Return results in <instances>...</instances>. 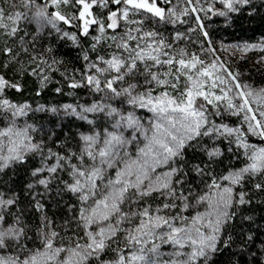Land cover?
Returning a JSON list of instances; mask_svg holds the SVG:
<instances>
[{
  "label": "trees",
  "instance_id": "16d2710c",
  "mask_svg": "<svg viewBox=\"0 0 264 264\" xmlns=\"http://www.w3.org/2000/svg\"><path fill=\"white\" fill-rule=\"evenodd\" d=\"M175 1L165 3L164 0H157L158 6L165 9V20L144 11H130L126 20L135 21L138 29L145 33H156L158 41L172 45L177 53L183 51L186 59L200 50L195 40L202 44L203 49L215 42L251 43L264 39V0H248L236 5L235 11L226 10L225 15L215 12L212 16L200 18V23L196 24L195 15L193 20L186 16L169 17L168 11ZM40 7L45 8L49 16L59 12L70 22L57 20L55 26L46 20L38 22L34 17ZM125 7L129 6L116 5L111 0L107 6L94 5L91 17L102 22L105 31L101 33L99 25L93 24L85 35L83 21L79 19L82 5L77 0L59 4H53L52 0H34L28 8L23 6L22 0H0V9L4 14L0 19V77L7 82L0 90V102L7 100L11 104L27 107L26 113L17 121L28 128L30 139L38 145V148L24 152L22 160H0V165L6 164L0 167V199L14 201L11 205L0 206V215L4 217L0 221L1 229L11 226L23 230L19 241L9 240L5 248H0L1 255L19 257L22 261L44 248V238L51 232L58 234L53 238L57 243L82 245L87 242L82 210L86 215L88 204L81 199L80 192H72L68 185L75 183L73 166L83 168L89 162L86 155L81 160L84 154L83 135L102 131L105 119L100 114L82 119L62 113L60 107L87 105L91 99L99 100L98 97L102 101L106 97L108 101L105 102L112 108L124 107L120 96H114L109 91L98 92L93 86H88L85 75L90 62L101 58L106 61L123 51L117 45L124 37L127 21L118 18L115 29H108L107 24L112 11L119 14V10ZM17 12L24 15L18 20L7 18ZM143 68L144 64L138 62V71L117 82L118 87L124 88L129 82L141 84L146 81L148 77ZM166 73L170 75L162 78L179 77L174 81L176 87L165 88L156 84L154 93L167 91L171 96H179L185 91L186 76L174 67ZM113 75L115 72L100 78L101 86ZM246 77L260 83L263 81L261 75L250 69H247ZM73 83L79 86L71 87ZM133 108L138 114L144 113L141 108ZM207 113L209 119L219 123L241 125L247 141L264 144V137L250 134L238 116L229 113L217 115L210 107ZM13 120L10 110L0 106V131ZM213 150H218L219 154L209 156ZM247 161V155L232 140L212 134L195 137L185 145L182 156L172 161L173 168L179 169L172 178L177 197L183 193L188 197L189 208L200 209V203L196 201L211 181L243 167ZM52 167H56L55 172L49 171ZM40 180H45L46 184L39 183ZM257 184L262 187L256 188ZM236 189L244 194L248 202H236L230 207L229 212L234 215L219 234L217 251L210 254L207 264H264V172L245 175ZM171 201L177 205L172 211L183 207L180 199L153 192L143 199L125 200L121 211L130 215L145 207L151 210L162 208L163 204H170ZM167 210L164 209L165 212ZM122 236L119 228L99 259L90 257L86 264L110 261L121 245ZM199 264H204V261Z\"/></svg>",
  "mask_w": 264,
  "mask_h": 264
},
{
  "label": "snow or ice",
  "instance_id": "6c2138e0",
  "mask_svg": "<svg viewBox=\"0 0 264 264\" xmlns=\"http://www.w3.org/2000/svg\"><path fill=\"white\" fill-rule=\"evenodd\" d=\"M60 2L68 3V0H52L53 4ZM109 0H77V3L82 5V10L79 13V19L83 21V33L88 34L89 26L93 24L99 25L101 33L105 31V25L96 19H90L92 16L91 9L94 5L100 4L107 6ZM116 5L124 4L126 6L121 10L119 18L127 19L129 12L144 11L152 14L160 20H165V9L159 7L157 0H111ZM168 3L169 0H164ZM225 7L231 11L236 9L233 3H247L248 0H222ZM25 8L30 7L34 0H22ZM194 10V9H193ZM170 15H175L174 12L169 10ZM3 10L0 9V19L3 18ZM24 14L15 13L9 15V20H18ZM220 15H225L221 12ZM38 22L46 20L47 23L55 26L57 20L69 23L70 21L59 12H55L49 16L46 9L40 7L35 12L34 17ZM108 29H115L118 27V12L112 11L109 14ZM135 23V21H133ZM2 26V25H0ZM15 32V29L12 30ZM131 29L121 38V43L117 45L118 48H123L128 52V57L125 59L122 56L114 55L111 59L103 60L101 62L106 65L104 68L91 65L96 69L98 75H89L86 77L88 85L94 86L95 91H109L114 96L126 95L128 103L140 108H147L154 114V119L150 123V129L144 127L140 119L134 114L128 113L127 115L120 114L116 109L110 106L93 104L91 107L84 109L85 112L103 111L105 107H109V116H119L116 120L114 129L111 132H106L102 146L97 147L99 138L95 135H85L82 139L85 142L86 148L84 154L94 163L84 169L73 166V176L75 183L68 185L72 192H81L82 200H88L90 196L94 197L98 191L97 181H103L107 169H116L114 179H109L105 187V192L100 199L95 200V206L91 209L90 215H83L82 218L87 228L91 224L99 222L110 221L112 217H117L116 224L108 223L106 227H99L96 232H87L86 236L88 242L81 245L77 243L75 247L65 248L54 246V240L58 234L51 232L50 235L44 238V250H36L31 255L27 256L22 261L19 257H2L0 256V264H86L90 257L99 259L100 254L109 247L108 241L112 240L117 231L118 226L122 222L130 221L132 217H139V224L131 230H128V245L133 247V250L125 255L122 250L117 253V258L114 261H104L102 264H157V257L160 256V244L155 241L159 240L163 244H171L174 247L173 259L170 264H199L201 260L207 264L210 254L217 251V240L219 234L223 230L224 225L231 219L234 213H230L229 209L233 204L232 187H221L215 179L209 185L211 194H204L199 196L197 203L206 202L207 207L204 212H197L192 217H186L177 213L175 216L166 217L159 213L163 209L176 208L175 203L163 204L162 208H156L154 211L150 207H145L139 212H133L130 215L121 211V205L125 200L130 198V194H134L137 199L151 196L153 192H160L162 195L171 196L173 199H180L183 203V210H187L191 205L188 202V197L183 193L177 197L176 191L173 187L172 177L179 171L177 168H170L169 171L157 174V168L163 165H169L171 161L182 156L183 149L188 141L193 140L200 135H209L210 133H218L219 135L232 136L236 134L238 144L245 148H252L249 163L246 167L230 172L228 175L222 177L225 181H230L232 185L239 184L244 178L245 174H256L264 172V148H254L248 145L243 140V134L239 128H230L227 125L215 126L203 130L206 125L211 123L209 114L204 105L197 103V98L202 97L209 105L215 106V102H223L227 100V107L229 109H236L234 114L242 111L253 113L251 116L245 115L244 120L248 123V131L264 137V122L256 119L252 107L249 104L248 97L254 96L255 100L264 105V89L258 93L248 91L247 93L240 91L237 95L241 98L242 103L238 106L233 104L232 99L228 97L227 93L223 96H215L214 100L210 97L214 94L207 92L204 89L208 80L212 81L211 86L215 87L217 81L220 84H227L228 81L223 79L220 75H214L212 70L216 69V64H210L203 67L204 62L198 57L193 56L189 60L181 58L175 60L179 65L177 68L178 73L186 76L187 82L185 91L179 96H171L167 91L162 92L159 96H152L151 91L144 93L133 94L136 85L130 84L128 87L118 90L114 87L117 82L123 81L127 75L133 74L138 71V62H143L146 65L147 75L151 76V80L147 83L155 82L157 85L167 87H176L175 80L178 76H173L172 79L162 78L159 73L151 72L147 69V61L151 60L154 65H173L174 58L161 60L160 55L167 56L163 52L165 45L163 40L155 41L147 44L141 48L139 44L137 49L129 47V40H136L137 37L131 35ZM138 31V30H137ZM67 35V33H65ZM145 37H155L157 34L154 32H146L143 34ZM207 35V33H205ZM75 39V37H72ZM99 39V38H97ZM115 39V37H113ZM153 44H157L153 48ZM10 51V50H9ZM87 59V57H85ZM197 65L201 67L197 68ZM211 69V70H210ZM192 70L195 73L192 74ZM115 72L110 79H107L101 86L100 75L105 73ZM170 73H164V77H168ZM232 80H236L235 76L228 73ZM207 78V79H205ZM7 82L0 77V90L6 86ZM18 87L17 85H11ZM79 85L73 83L71 87H78ZM246 87V86H245ZM236 88H241L240 84H236ZM59 91V89H58ZM0 106H5L8 109H14L13 115H23L24 108H17L9 104L7 100L0 102ZM26 107V106H25ZM217 115L219 112L217 111ZM260 116L264 117V111L260 112ZM82 119L85 117H81ZM254 122V123H253ZM121 128L132 129V140L127 139L120 131ZM151 131V135H149ZM136 133L142 135L145 139L144 146L139 148L137 154L133 157L127 151H123L126 146L136 140ZM27 137L26 130L24 132L13 131L12 127L0 131V137ZM12 147H9V156H0V160L8 161L12 159L22 160L23 153L20 145H23V140L19 142L12 140ZM25 149H36L38 145H24ZM218 150L209 152V156L218 155ZM62 159V158H60ZM118 165H120L118 167ZM6 164L0 165L4 167ZM50 172H55L56 167L49 169ZM39 183L46 184L45 180H40ZM179 183V181H177ZM260 184L256 188H261ZM248 201L244 199V194H240L238 203L245 204ZM14 201L12 199H0V206L5 204L11 205ZM4 217L0 215V221ZM166 229V230H165ZM23 234L22 229L8 227L0 229V248L7 246V241H19ZM150 245V246H149ZM185 248L190 251H184ZM67 255L61 260L59 259L61 253ZM169 264V262H165Z\"/></svg>",
  "mask_w": 264,
  "mask_h": 264
},
{
  "label": "rangeland",
  "instance_id": "374dc122",
  "mask_svg": "<svg viewBox=\"0 0 264 264\" xmlns=\"http://www.w3.org/2000/svg\"><path fill=\"white\" fill-rule=\"evenodd\" d=\"M240 4L241 3L234 2L233 7H235L236 5L239 6ZM169 10H171L172 12L175 13V15H170L169 11H168L169 17L173 18V19L177 18V17L181 18L183 16H186L190 20H193V16L195 15V24H196V22L200 23V20H201L200 18L212 16L215 12H218V13L224 12L225 13V11L229 10V9H227L225 7V4L222 2V0H176ZM119 16H120V13L118 14V18H119ZM89 18L93 19L92 17H89ZM119 19H121V18H119ZM123 20H126V19H123ZM127 26L128 27L124 33V37H125V34L129 32L130 29L132 30L131 35L137 37L136 40H129L128 41L129 47L131 49H137L138 44L141 48H144L147 44L152 43L153 40L158 42V40L156 39V36L155 37H145L143 35L145 32L139 30L137 23L136 22L133 23V21L131 19L129 21H127ZM196 41L197 40H195V43H197V48H200V50L195 52V56L204 62L203 67H207L208 65L215 63L216 69L212 70L214 72V75H220L223 79L228 81L227 84H220L217 81L216 86L212 87L211 86L212 81L208 80V82L204 86V89H205V91L211 92L214 94L213 96L210 97L211 99L214 100L215 96H223L225 93H227L228 97L232 99L233 104L238 106L240 103H242L241 98L237 95L238 92L243 91V92L247 93L248 91H252L255 94V93L260 92V90L264 89V39L263 38L257 40L256 42H251V43H249V42H226V43L215 42V43H210L208 47H204L203 49L201 48L202 44L200 42H198V41L196 42ZM120 43H121V40H120ZM152 46H153V48H155L157 46V44H153ZM169 46L170 47H164L162 49V51L166 52L168 55L167 56L160 55V59L163 61V60H166L169 58H174L173 65H167V64H164L162 66L161 65H154L151 60L147 61V69L150 70L151 72L159 73L161 75V77H163L164 73L170 72L172 70V67H174V69H176V70H177V68H179V65L175 63V60H179L181 58V53H183V51L180 53H177L176 49H174V47L172 45H169ZM122 50L123 51H121L117 55L122 56L126 59L128 57V52L126 50H124L123 48H122ZM185 57L186 56L184 54L183 58L185 60H189L192 58V57H188L186 59ZM140 63L144 64L143 73L145 74L146 77H148V79L144 82H141V84L129 82L127 85L124 86V88L128 87L130 84H134V85H136V88L133 92L134 95L139 94V93H144V92L150 90L152 96H154V97L159 96L160 94L154 93V88H155L156 83L155 82H152L151 84L147 83V81L151 80V76L147 75L145 63H143V62H140ZM91 65H96L97 67H100V68L106 67V65L104 63H102L101 60H96L94 62H90L87 66V74L85 75V79L89 75H98L96 73V69L94 67H91ZM199 67H201V65H197V68H199ZM247 69L253 70L257 74L261 75L263 78V81L260 83V82L254 81V80H249L246 77ZM194 73H195V70H192V74H194ZM228 73H231L232 76H235L236 80H232L231 76H229ZM104 76H108V73L100 75L99 78H102ZM205 79H207V78H205ZM237 83L241 85V88H239V89L236 88ZM114 87H116L118 90L123 89V87L122 88L118 87L117 83L114 84ZM93 88H94V86H93ZM93 95H96V94H93ZM98 99L99 100H96V99L92 100L91 99V101L87 105H78V106H76V105H65V106L60 107V111L62 113L75 115L76 117H80V118L82 116L85 118H88V117L90 118L92 115H98V114L102 115L103 119H105L104 120V125H105L104 129L100 132L95 130L91 134H86V135L98 136L99 144L97 145V147L102 146L106 132H111V131L115 130L114 125L116 123V120L119 119V116L113 117V116L108 115L109 107H105V109L103 111H94V112H85L84 111V109L91 107L93 104H100V105L108 106L107 103L105 102L106 100L108 101V99H106V97H103L104 102L102 101L101 97H98ZM119 99H121L124 102V107L122 109H116L120 114L127 115L128 113H132L137 118L140 119L141 123L144 125L145 128L150 129V123L154 119V114L151 111H149L147 108H141L144 110V113L138 114V113H136V108H133V107H137V108H140V107L133 106V105L129 104L128 103V97L126 95H121L119 97ZM248 100H249L250 106L253 109V112L256 115V119L264 122V117L260 116V112L264 111V105L259 104L255 100L254 96H249ZM197 103L204 105L206 109L210 107L212 112L215 114L218 111L219 113H229V114L238 116L240 118L241 123L245 126V128L248 131V123L245 122L244 117H245V115L251 116L253 113H249L245 110V111L239 112L238 114H234L237 110L236 109H229L227 107V100H225L223 102H215V106H213V105L207 104V102L204 101V99L202 97H199V98H197ZM9 104H11V103H9ZM11 105H14V104H11ZM14 106H16L17 108L23 107L24 108V114L27 111V109H26L27 107H25V106H19V105H14ZM110 108H112V107H110ZM9 110H10L14 120L11 123H9L8 126L5 127L3 130L8 129L9 127H12L14 132H16V131L24 132L26 130L27 137H24V136L16 137L15 135H13L12 137H7V136L0 137V156H3V157H7L10 155V153L8 152V149H9V147L13 146V144L11 143L12 140H15L17 142H19L20 140H23L24 144L20 145L22 153H24L28 150H31V149H25L24 145H34V143L32 142V140L30 139V137L28 135V128L24 127L22 125V123L17 121V118H19L22 115L17 114L14 116L13 115L14 109H9ZM209 120L211 121V123L206 125L203 130H207V128L212 127L213 124L217 127L220 125H226L224 123H219L213 119H209ZM227 126L230 128H239L241 130V133L243 134L244 142L247 143L248 145H251L254 148H264V144L263 145L262 144H256V143L247 141V138L244 135V131L241 128V125H227ZM120 131L123 133V135L127 139L132 140L134 130L121 128ZM249 133L254 135V136H259L257 134L252 133V132H249ZM148 134L151 135V131H149ZM210 134H212L214 136H223L225 139L232 140L236 145H239L237 142V139H236V134H233L232 136L219 135L218 133H215V132L210 133ZM83 136H85V135H83ZM145 142L146 141H145L144 137L142 135H140L139 133H136V140L133 141L132 143L128 144L123 151H127L129 154H131L134 157L137 154L138 149L144 146ZM85 148H86V145H85V142L83 140V150H85ZM241 148H242L243 152L248 157L247 163L239 169L229 171L224 176L228 175L230 172L238 171V170L246 167L249 163H251L249 156L251 155L252 148H249V149H245L243 147H241ZM87 160L89 162H87L86 165L81 169H84L87 166H90L94 163L88 157H87ZM2 161L6 162L4 160H2ZM8 161H10V160H8ZM172 163L173 162L171 161L169 163V165H163V166L157 168V170H156L157 174L169 171L170 168H173ZM119 166L120 165H118V167ZM115 174H116V169H107V171L105 173L104 180L103 181H100V180L97 181V184H98L97 194L94 197L90 196L88 200H85L88 204L87 213L85 216L91 214V209L95 206V200L100 199L102 197V195L105 192L104 186L107 184L109 179L115 178ZM248 174H250V173H248ZM245 175H247V174H245ZM217 183L220 184L221 187H224V186L232 187V189H233V191H232L233 203H236L239 201L241 193L238 192L236 189L238 184L232 185L230 183V181H225L222 178L217 180ZM211 184H212V181L209 185H211ZM209 185L206 187V191L204 192V194H206V193L211 194L210 189H209ZM81 194L83 195V193H81ZM130 198H133V200H135L137 197L134 194H130ZM172 203H174V201H171L170 204H172ZM206 207H207L206 202H202V203H200V209H198V210H195V209L192 210V208H188L187 210H183V207H181L180 209H178L176 211H172L173 208H170L166 212L163 209L159 214L166 216V217H171V216L177 215V213H180L181 215L190 218V217L194 216L197 212H204L206 210ZM152 210L154 211L155 209H152ZM136 212H139V210ZM187 212H193V213L188 214ZM113 219H117V217L116 218L112 217L110 219V221H107V222H99L97 224H91L87 227V232H89V231L96 232V231H98L99 227H106L108 223L115 225L116 221ZM139 222H140L139 217H132V219H130V221H127L124 224L121 223V226H118V228H120L121 231L123 232V236H122L123 239L121 241V245H120L119 249L115 253V257H113L108 262L116 260L117 253L119 250H122L125 255L129 254L133 250V247L128 245V240H127L128 230L134 229L139 224ZM0 229H1V225H0ZM87 242H88V238H87ZM155 242L160 244V248H159L160 256L156 258L157 264H165V262H169V264H170V261L174 258L173 252L175 249H174L173 245L163 244L159 240H157ZM75 245L76 244H71L68 242L67 243L66 242L65 243L64 242L57 243V240L54 239V246H56V247L62 246L65 248H72V247H75ZM43 250H44V248L41 249V251H43ZM184 251H190V249L185 248ZM66 255H67L66 252L61 253L59 259L62 260ZM0 256L8 258V256H5V255L0 254Z\"/></svg>",
  "mask_w": 264,
  "mask_h": 264
}]
</instances>
